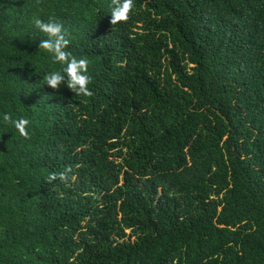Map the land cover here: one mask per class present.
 <instances>
[{
    "label": "trees",
    "instance_id": "trees-1",
    "mask_svg": "<svg viewBox=\"0 0 264 264\" xmlns=\"http://www.w3.org/2000/svg\"><path fill=\"white\" fill-rule=\"evenodd\" d=\"M113 6L0 0V264H264V0Z\"/></svg>",
    "mask_w": 264,
    "mask_h": 264
},
{
    "label": "clouds",
    "instance_id": "clouds-1",
    "mask_svg": "<svg viewBox=\"0 0 264 264\" xmlns=\"http://www.w3.org/2000/svg\"><path fill=\"white\" fill-rule=\"evenodd\" d=\"M114 6L111 10V23L115 24L119 21L126 20L128 14L133 7V0H113ZM34 26L46 36L38 44V49H43L51 54L54 62L61 65V70L50 72L46 76V85L52 89L59 88L67 77L66 87L74 94L91 96L88 84L90 82L87 73V60L76 59L65 51L69 40L66 38V31L63 26L54 20L43 22L40 19L34 21ZM2 120L5 126L14 128L20 136L27 138V126L29 121L24 118L13 119L8 113H4ZM53 174L50 179H55ZM65 174H60V179H65Z\"/></svg>",
    "mask_w": 264,
    "mask_h": 264
},
{
    "label": "rangeland",
    "instance_id": "rangeland-1",
    "mask_svg": "<svg viewBox=\"0 0 264 264\" xmlns=\"http://www.w3.org/2000/svg\"><path fill=\"white\" fill-rule=\"evenodd\" d=\"M132 240H134V239H132Z\"/></svg>",
    "mask_w": 264,
    "mask_h": 264
}]
</instances>
